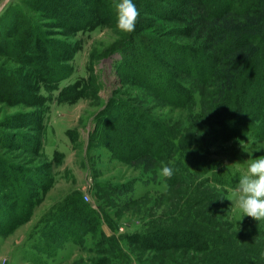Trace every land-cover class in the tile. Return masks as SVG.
Returning <instances> with one entry per match:
<instances>
[{
    "label": "trees",
    "instance_id": "16d2710c",
    "mask_svg": "<svg viewBox=\"0 0 264 264\" xmlns=\"http://www.w3.org/2000/svg\"><path fill=\"white\" fill-rule=\"evenodd\" d=\"M37 1L26 4L34 10L37 9V6H34ZM40 1L37 10L43 15L47 12L52 16L49 19H54L56 17L53 14L54 7L59 0ZM83 2L85 5L89 4L91 8L99 5H91L92 0ZM9 3L14 4L15 0ZM169 4L171 7L166 8V14L161 19L179 25L177 30L182 31L178 36L192 43L185 49L187 53L183 55V59L187 61L184 65L186 73L178 71L183 66H178L183 62L182 50L176 45L167 43L165 46L163 42L150 39L147 36L149 26L143 31V26L139 24L137 28L143 38L139 36L136 43L134 40L130 41L129 36L126 39L129 43L117 47L111 54L119 55L115 64L120 71L121 80L125 84L133 82L147 91L142 99L146 106L151 103L162 104L159 103L161 100L172 103L170 99L174 96L172 88H177L182 102L192 109L191 127L184 128L185 125H182L171 129L165 123L153 120L148 112L149 107L146 111L145 109L139 111L132 105L126 103L120 105L117 100L116 102L111 99L107 105L108 112L95 119V128L88 143L91 146L95 140L99 143V140L109 136L110 139L106 142L109 143L114 158L122 160L128 158L133 167L148 173V178L136 179L118 186L97 182L96 196L99 200L97 205L84 203L82 192L78 191L51 208L35 224L36 237L40 240L36 246L33 244L34 250L39 254L35 262L43 261L45 258L53 259L58 251L69 243L84 249L88 236H92L95 239L93 249L97 253V258L90 264H119V261L120 264H129L130 256L123 248L124 243L138 244L143 249L156 250L154 264H264V220L255 221L250 217H244L239 223L227 221V216L223 214H227L232 206L229 190L235 189L241 175L236 168L232 171L222 165L212 151L217 143L232 141L235 138L251 136L256 141H264V0H176L170 1ZM9 8L10 5L8 9H2L0 16L8 14ZM56 12L62 16L60 11ZM96 12L98 16L87 22L76 24L70 22L67 29L72 36L90 34L98 28L111 25V21L103 18L105 14L103 9ZM109 15L111 13H108ZM27 23L29 31L36 28L30 20ZM4 26L5 29L9 28L6 24ZM169 28L166 27V32L171 31ZM150 29H153V26H150ZM10 30V33L15 34L16 31H20ZM158 43L163 45L162 50L176 57V60L169 61L174 70L161 71V65L158 63L160 57L148 54L146 46L156 50ZM38 46L39 41H35V51ZM81 47L80 42L68 45L69 57L59 58L55 63L63 72L58 75L55 73L54 76L50 71H47L46 75L38 72L36 52L34 49L31 51L28 44L23 42V48L10 46L7 49L5 45L7 53L2 51V56H7L21 66L13 73L22 77L23 68H30L31 74L34 75L35 95L30 102L41 109L40 126L43 125L45 117L42 102L49 103V99H45L42 92L56 91L57 100L70 102L81 98L84 88L86 92L83 97L87 96L86 99L90 96L100 98L97 90L91 95L88 89V85L95 86V81L86 84L85 80L81 86L77 85L70 89L66 87L67 85L64 87L60 85L67 79L64 71L68 74L74 68L72 63ZM140 59L148 60L151 67L147 71L140 63L138 64ZM165 61L168 63V60ZM6 74L5 71H0V75H5L2 80L12 82ZM2 96L1 94V98ZM198 105L199 111L196 110ZM112 110L125 116L131 123L130 132L134 136L128 135V140L123 142L125 148H130L126 153L116 149L115 145L119 146L121 141H118L119 138L113 133H108L109 127L105 126L106 122L113 121V116L110 118L109 114L113 112ZM202 119L208 122L213 131L193 133L197 130L194 123ZM115 128L116 126L113 129ZM156 137L160 142H154ZM111 139L114 140V144ZM38 142L34 145V151L41 148L42 157L49 162L48 164L55 165L44 151L45 142ZM149 142L150 145H147ZM162 165L173 169L171 178L161 175ZM40 173L45 174L47 171L43 170ZM12 175L6 170L4 181L6 184L11 181ZM138 181L148 186L166 184L165 190L158 194L167 200L165 210L167 212L151 223H145L133 234L118 236L115 233L118 228L99 202L104 201L106 204L110 202L123 209L137 204L146 205L150 201L148 198L150 194L134 197V188ZM29 184L38 183L30 181L27 177L17 201L21 204L24 216L19 217V221L11 217L6 233L12 231L14 226L27 223L35 215L34 209L37 204L45 197L46 192L42 190L37 194V190L33 191L34 187L30 193L25 192V186ZM0 194V198L4 200L8 197L4 191ZM5 194L6 197H3ZM171 196L177 203H169L172 200ZM20 198L24 199L20 202ZM16 206L13 208L16 209ZM77 214L79 219H73ZM153 223H158V228L152 227ZM163 248L165 252L162 251ZM174 252L180 253L179 257L175 258ZM120 258H124L126 262H122Z\"/></svg>",
    "mask_w": 264,
    "mask_h": 264
},
{
    "label": "rangeland",
    "instance_id": "374dc122",
    "mask_svg": "<svg viewBox=\"0 0 264 264\" xmlns=\"http://www.w3.org/2000/svg\"><path fill=\"white\" fill-rule=\"evenodd\" d=\"M5 1L0 0V8ZM32 1L36 0H15L14 4H6L4 8L8 9L9 5L11 8H9L8 14L0 16V23L3 22L0 24V71H5L6 76L12 79V82L3 81L2 78L5 75H0V98L1 94L3 95L2 100L0 99V175L5 177L4 180V177L0 176V192L4 191L8 194L5 200L0 198V264H39L38 262L40 264H90L97 258V253L93 249L95 239L92 236H88L84 249H80L74 243H69L60 249L53 259L49 260L45 258L43 261L35 262L39 254L34 250V246L40 241L36 237L35 224L66 197L81 191L84 203L97 205L99 201L96 196L97 182L118 186L136 179L148 178V173L143 169L133 167L128 158H124V160L114 158L113 151L109 148V143L106 142L107 139H110L109 136L99 140V143L96 142L98 140H95L91 146L89 145L90 135L95 128V119L108 112L109 107L107 105L113 99L114 101L117 100L120 105L123 103L132 105L139 111L144 109L146 111L149 107L148 112L152 119L165 123L171 129H176L177 126L182 127V125H185L184 128H189L192 125L190 120H193L191 117L192 109L182 102L177 88H172L174 92V96L170 98L172 103L168 100L167 102L161 100L159 103L162 104L151 103L146 106L142 99L147 91L133 82L125 84L121 80L120 71L115 64L119 55L111 53L117 47L129 43V40H126L129 36L130 41L134 40L136 43L139 41V36L142 35L137 28L139 24L143 26V31L149 26L150 31H148L147 36L150 39L163 42L165 46L167 43L176 45L178 49L182 50L183 62L179 63L178 66H183L178 71L186 73L184 65L187 64V61L183 59V55L186 52L185 49L192 43L186 38L178 36L182 31L177 30L179 25L167 23L166 20L161 19L166 14V8L171 7L169 2L176 0H133L140 15L135 31L132 33L121 32L116 27L114 4L118 0H92L91 5L99 4L93 8L88 6L89 4L85 5L84 0H59L54 7L53 14L56 15L54 19H49L52 16H49L50 14L47 12L46 15H43L37 10L40 6V0L34 5L37 6V9H31L26 3ZM102 9L105 11L103 18L111 21L109 27L98 28L90 34L72 36V33L67 29L70 22L75 24L87 22L91 18H96L98 16L96 11H102ZM57 10L62 13V16L56 12ZM108 13L111 15L108 16ZM29 20L36 26L32 31L27 28V21ZM4 24L9 28L6 27L5 29ZM150 26H153V29H150ZM167 26L170 27V32H166ZM9 29L11 32H15L16 29L20 31H16L15 34L10 33ZM140 38L143 37L140 36ZM35 41L40 43V46L36 48L37 51L34 48ZM23 42L31 47L29 48L31 51L34 49L36 52L38 72L43 75V73L50 71L54 76L55 73L58 75L63 72L60 67H56L55 63L59 58L69 57L68 45L82 43L81 50L72 63L74 68L68 74L64 71L67 79L60 85L61 87L67 85L66 87L70 89L77 85L81 86L85 80L86 84L95 81V86L88 85V89L91 95L97 90L100 98L95 99L90 96L86 99L87 96L83 97L86 92L84 88L81 92V98L70 102L57 100L58 92L56 91L42 92V96L49 99V103L42 102L45 117L42 122L43 125L40 126L41 109L30 102L32 96L35 95L33 90L34 75L31 74L30 68H23L22 77L13 73L21 67L20 64L12 62L7 56H2V51L5 53L7 47L18 46L23 48ZM162 46L161 43H158V49L155 50L151 46H146V49H148L150 56L156 54L160 57L158 63L161 65V71L169 72L175 69L172 65L170 66L169 61L176 60V57L162 50ZM143 60L140 59L138 64L140 63L147 71L151 66L148 60ZM165 60H168V63ZM128 61H130V57ZM196 110H200V105L196 106ZM112 111L109 114L110 118L113 116V121L106 122L105 126L109 127L108 133H113L116 138H119L118 141H121L119 146L115 145L116 149L126 153L130 148H125L123 142L128 140V135L134 136L130 132L131 123L119 112ZM194 124L197 130L193 133L201 134V132L213 131L205 119L200 120V122L196 121ZM113 125L116 126L115 129H113ZM156 133H158L157 130ZM137 137L142 140L140 136ZM37 141L45 142L44 151L48 159L55 165L48 164L49 162L42 157L41 148L36 152L34 151V145ZM111 142L114 144V140ZM154 142L160 141L156 137ZM147 145H150V142ZM212 151L216 160L222 165L232 171L236 168L242 175L246 172L248 161L255 159L257 155H264V141H256L251 136L235 138L232 141L217 143ZM6 170L13 174L11 181L7 184L4 182L6 181ZM43 170H46L47 173L41 174L40 171ZM27 177L30 178V181L38 184L26 185L25 192L30 193L29 191L34 187L33 191L36 192L37 190V194L38 191L42 192V190L46 192L45 197L43 201L37 204L34 209L35 215L27 223L14 226L12 231L6 233L11 217L19 221L18 218L24 216L21 204L17 201L20 197L21 187L24 186ZM138 182L134 188V197L139 198L145 194H150L148 196L150 201L146 205L137 204L123 209L110 202L107 204L112 206H108L104 201L99 202L102 203L112 223L118 228L115 231L118 236L137 232L145 223H151L161 217L166 210L167 200L158 194V192L165 190L166 184L148 186L142 181ZM229 192L232 206L228 213L223 215L227 216V221L239 223L243 219V214L235 206L233 190L231 189ZM85 196L89 197L88 201ZM3 197H6V194ZM170 198L173 201L170 200L169 203L175 202L173 196ZM23 199L20 198V202ZM34 201L36 202L35 199ZM15 206L16 209L13 208ZM78 217L77 214L73 219H79ZM69 219L67 220L69 221ZM151 226L158 228V223H153ZM122 245L125 252L130 256L129 264H138L137 262L154 264V258L157 256L156 250L143 249L138 244L128 245L124 243ZM164 250L163 248L162 251L165 252ZM179 255L180 253L174 252L175 258ZM120 260L126 262L124 258H120Z\"/></svg>",
    "mask_w": 264,
    "mask_h": 264
},
{
    "label": "clouds",
    "instance_id": "9594fccd",
    "mask_svg": "<svg viewBox=\"0 0 264 264\" xmlns=\"http://www.w3.org/2000/svg\"><path fill=\"white\" fill-rule=\"evenodd\" d=\"M114 8L117 29L124 33L134 32L140 13L133 0H118ZM161 175L171 178L173 169L162 165ZM232 195L243 218L264 220V155L248 161L246 172L240 176Z\"/></svg>",
    "mask_w": 264,
    "mask_h": 264
},
{
    "label": "water",
    "instance_id": "95a60500",
    "mask_svg": "<svg viewBox=\"0 0 264 264\" xmlns=\"http://www.w3.org/2000/svg\"><path fill=\"white\" fill-rule=\"evenodd\" d=\"M8 1H9V0H6V1H5L4 5L0 8V11L4 8V6L7 4Z\"/></svg>",
    "mask_w": 264,
    "mask_h": 264
},
{
    "label": "built area",
    "instance_id": "2783aa9c",
    "mask_svg": "<svg viewBox=\"0 0 264 264\" xmlns=\"http://www.w3.org/2000/svg\"><path fill=\"white\" fill-rule=\"evenodd\" d=\"M85 198H86V199H87V201H88L89 197H88V196H85Z\"/></svg>",
    "mask_w": 264,
    "mask_h": 264
}]
</instances>
